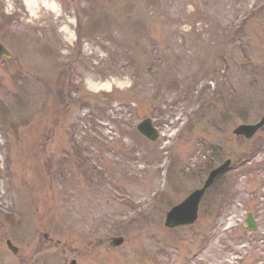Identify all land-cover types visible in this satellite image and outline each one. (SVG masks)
I'll list each match as a JSON object with an SVG mask.
<instances>
[{
    "label": "rangeland",
    "instance_id": "rangeland-1",
    "mask_svg": "<svg viewBox=\"0 0 264 264\" xmlns=\"http://www.w3.org/2000/svg\"><path fill=\"white\" fill-rule=\"evenodd\" d=\"M98 1L0 0V264H264V0Z\"/></svg>",
    "mask_w": 264,
    "mask_h": 264
},
{
    "label": "water",
    "instance_id": "water-1",
    "mask_svg": "<svg viewBox=\"0 0 264 264\" xmlns=\"http://www.w3.org/2000/svg\"><path fill=\"white\" fill-rule=\"evenodd\" d=\"M2 56H5L7 59L11 58V55L4 49L0 43V59ZM264 126V111L260 120L255 124H241L233 130V135L236 137H244L245 139H250L254 134ZM137 132L142 135L144 138L151 142H155L159 138V132L154 127L151 119H143L136 127ZM231 165V161L227 159L219 166L212 169L206 176L203 184L198 189L192 191L185 199L180 203L173 206L165 217V226L169 229H173L180 226H189L192 225L198 218V210L200 202L207 192V190L214 184L216 179L222 174L228 171ZM246 229L249 231L256 230V223L252 217L251 213L247 214L246 220ZM109 246L118 247L123 243L122 238H111L108 241ZM6 246L12 254L16 255L18 249L12 245V243L7 240ZM70 264H76L75 261H72Z\"/></svg>",
    "mask_w": 264,
    "mask_h": 264
},
{
    "label": "trees",
    "instance_id": "trees-1",
    "mask_svg": "<svg viewBox=\"0 0 264 264\" xmlns=\"http://www.w3.org/2000/svg\"><path fill=\"white\" fill-rule=\"evenodd\" d=\"M98 2H99V1L97 0L96 5L98 4ZM94 7H96V6L94 5ZM94 7H92V10H95ZM97 8H98V9H101V6L98 5ZM97 11L99 12V10H97ZM93 12H94V11H93ZM92 15H94V14H92ZM87 17H88V16H87ZM88 18H91V17H88ZM77 23H78V29H79V30H81V29L83 28V25H84L85 23L87 24V22H84L83 19H82L81 17L78 18ZM77 36H78V38L81 37V35H80L79 32L77 33ZM61 76H62V77H60L59 80L62 78V82L59 81V85H61V87L64 88V89H66V85H70V86H71L72 82L69 81V78H67V77H65V76H63V75H61ZM62 88H61V90H62ZM83 102H84V99L81 101V103H83ZM152 102H153V100H152ZM82 162H83V160L81 161V163H82ZM83 164H84V163H83ZM88 171H89V169H88ZM221 177H222V176H221ZM221 177H220V178H221ZM220 178H218L217 181H216L215 183H217L218 180H219ZM213 186H214V185H213ZM213 186H212V187H213ZM212 187H211V188H212ZM211 188H210V189H211ZM210 189H209V190H210ZM206 194H207V193H206Z\"/></svg>",
    "mask_w": 264,
    "mask_h": 264
},
{
    "label": "clouds",
    "instance_id": "clouds-1",
    "mask_svg": "<svg viewBox=\"0 0 264 264\" xmlns=\"http://www.w3.org/2000/svg\"><path fill=\"white\" fill-rule=\"evenodd\" d=\"M8 8H9V10H10V9H11V5H9ZM89 86H91V85H89Z\"/></svg>",
    "mask_w": 264,
    "mask_h": 264
}]
</instances>
